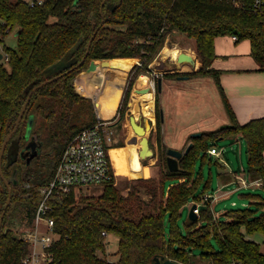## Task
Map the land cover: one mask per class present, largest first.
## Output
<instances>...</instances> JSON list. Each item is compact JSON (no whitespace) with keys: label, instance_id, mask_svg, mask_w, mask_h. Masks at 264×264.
<instances>
[{"label":"trees","instance_id":"1","mask_svg":"<svg viewBox=\"0 0 264 264\" xmlns=\"http://www.w3.org/2000/svg\"><path fill=\"white\" fill-rule=\"evenodd\" d=\"M239 1L240 6L233 5L232 0H43L34 5L28 0H0V42L9 66L0 63V145L13 129L31 89L65 72L31 94L5 148L3 176L8 180L16 170L17 181L10 183L11 199L0 228V264H22L28 245L14 234L10 222L14 218L28 224L32 221L40 198L38 187L51 179L65 144L97 121L92 100L75 91L72 79L91 60L138 58L141 65L147 66L165 34L172 30L195 40L201 62L197 72L212 75L232 126L201 130L199 136L191 133V146L178 159L176 171L166 167L158 178L136 180L147 200L137 194V187L124 196L107 183L101 195L81 205L71 197L53 203L47 215L53 218L60 234L50 247L53 264H150L154 255L181 264H196L198 260L209 264H264V253L260 251V241L264 243V116L239 123L220 84L221 70L212 66L215 38L235 35L236 41L249 40L256 70L264 71V0L259 9L251 7L253 0ZM13 29L15 49L4 45V37ZM92 35L88 54L77 65ZM155 88L158 93L157 82ZM127 95L128 91L123 104ZM155 114L159 131L161 116L157 107ZM29 116L33 119L30 138L39 147L27 163L19 151L27 143ZM238 135L246 145L248 177L260 182L263 195L246 193L248 206L230 209L220 218L213 212L211 193L196 194L194 164L199 157L203 162L208 158V150L216 140ZM111 156L116 177L117 173L131 177L125 146L111 149ZM148 168L143 166L140 177ZM168 178L174 182L166 188ZM7 197L0 176V215ZM191 198L198 204L197 218L187 217L181 234L173 224ZM109 233L118 237L115 260L105 257V237ZM211 239L217 242L216 250L210 245Z\"/></svg>","mask_w":264,"mask_h":264},{"label":"rangeland","instance_id":"2","mask_svg":"<svg viewBox=\"0 0 264 264\" xmlns=\"http://www.w3.org/2000/svg\"><path fill=\"white\" fill-rule=\"evenodd\" d=\"M16 30L13 29L4 37V45L15 49L16 47ZM164 46H176L179 52L186 51L192 52L196 58L195 52V40L185 34L172 30L165 34L164 40L160 45L155 57L147 64V66L141 65V61L137 58V62L129 69L128 75L125 77L122 83V88L119 95L118 102L113 108V117L109 118V127L112 131L111 147L120 148L125 146L127 153L133 152L129 148L135 147L137 149V155L139 151L138 139L140 135H136L129 123V115L132 114L134 107L130 105V99L134 95L135 89H140V85L137 87L138 75L145 73L148 79L154 81V105L152 109L153 119L152 128L146 131V135L150 139V147L154 150V156L151 158L140 159L142 164L140 175L142 174L143 166H149L146 173L142 177H134L133 174L138 170V166L129 164L130 176L125 173H117V177L114 175L112 181L109 183L111 187L116 188L122 195H127L131 192L133 187H137V194L143 199L147 200L148 196L144 193V188L136 184V180L142 178H158L161 171H166V149L168 147L184 150L188 143L191 142L189 135L193 132H200L201 130H209L220 127L223 124H227L229 117L224 104L220 98V94L213 81L212 75L209 73H198L201 62L196 69H181L182 66H176L174 61L167 59H161L159 53ZM0 63L6 68H9L5 53L3 51V43L0 42ZM198 59V57L196 58ZM177 73V74H174ZM189 73L187 79H178L177 75H185ZM161 79V88L159 92H156L157 79ZM78 86L75 83V91L80 95L85 96L87 89L85 86L80 85L81 93L78 90ZM134 89V90H133ZM128 91V99L123 104L124 97ZM157 93V94H156ZM92 100L94 113L96 115V108L94 105V99ZM157 98V104H156ZM156 107L162 112V119L160 121L159 131L156 128ZM139 108H137L138 110ZM158 111V109H157ZM111 115V116H112ZM97 118V117H96ZM107 119V118H105ZM144 122L146 119L143 115H139L136 118ZM124 128H127L128 133ZM128 136V137H127ZM129 147V148H127ZM214 151H218L219 155H209L208 158L202 161L201 157L197 158L194 164L195 176L198 179L196 194L211 193L212 196V209L217 217L223 218V213L230 209L243 208L250 204L249 198L245 196L246 193H254L260 196L263 195L262 188L254 183L247 174V152L244 139L239 135L232 138L225 136L214 142L211 146ZM113 159L114 167L116 164ZM119 163L122 165L121 159ZM199 173L202 175L198 177ZM233 174L238 176L239 184L233 181ZM139 175V176H140ZM227 178H231L230 181H225ZM244 179L248 186H243L240 182ZM173 179H166V188L172 184ZM225 182V183H224ZM108 185V186H109ZM107 185H91L83 186L82 192L79 194V199L76 202L81 205L84 200L92 197H98L101 195ZM194 202L192 198L187 200L185 205L180 210V215L177 217L173 224L179 233L185 232V223L191 205ZM259 213V211L257 212ZM166 231L170 229V223L168 222V215L165 218ZM28 223L14 218L10 222L12 231L19 237L21 228ZM105 247L107 255L105 257L113 260L117 258V246L118 237L113 233H109L105 237ZM210 245L213 249H217L218 245L215 239L210 240ZM99 256L101 253L97 252ZM196 264H209L205 260H198Z\"/></svg>","mask_w":264,"mask_h":264},{"label":"built area","instance_id":"3","mask_svg":"<svg viewBox=\"0 0 264 264\" xmlns=\"http://www.w3.org/2000/svg\"><path fill=\"white\" fill-rule=\"evenodd\" d=\"M30 5L40 4L43 0H28ZM233 5L240 6L239 0H232ZM253 9H259L262 0L251 2ZM232 39H237L232 35ZM196 60V58L194 57ZM154 82V81H153ZM97 121L74 134L65 144L56 163L51 179L38 187L40 198L34 210L33 219L24 225L19 237L28 245L22 264H53V254L50 247L60 238L55 230L54 220L47 213L57 200L73 198L75 203L79 199L83 186H104L112 181L114 170L110 160L112 131L109 118L99 117ZM209 155H219L212 148ZM239 184L238 176L235 177ZM248 186L244 179L240 182ZM260 184L258 180L252 181ZM198 213V204L194 209ZM104 233V232H103Z\"/></svg>","mask_w":264,"mask_h":264},{"label":"crops","instance_id":"4","mask_svg":"<svg viewBox=\"0 0 264 264\" xmlns=\"http://www.w3.org/2000/svg\"><path fill=\"white\" fill-rule=\"evenodd\" d=\"M214 48L216 57L212 62V66L221 70L219 81L237 121L244 123L252 118L263 117L264 71L256 70L257 65L250 53L249 40L236 41V39L234 40L229 36H218L214 40ZM113 115L110 117H113ZM226 121L229 123L228 120ZM129 149L133 150L134 155L133 157V155L127 153L129 164L139 167L133 176L140 177L139 172H141L142 164L138 158L139 154L137 155L135 147ZM236 176L233 175L232 177L235 182ZM230 179L227 178L225 181L229 182ZM258 185L260 186V184ZM255 239L261 240L259 236H256ZM260 251L264 253V243H261V241Z\"/></svg>","mask_w":264,"mask_h":264},{"label":"water","instance_id":"5","mask_svg":"<svg viewBox=\"0 0 264 264\" xmlns=\"http://www.w3.org/2000/svg\"><path fill=\"white\" fill-rule=\"evenodd\" d=\"M103 4V1H102ZM93 35L90 37V39L88 40L87 44H86V50L84 53V56L82 57V59L80 60V62L77 65H80L84 60L85 57L88 54L89 51V47L92 41ZM2 57V54H0V58ZM183 62L189 63V65L191 67H194L195 65V59L194 57H192L190 54H188L187 52L181 51L178 53L176 59L174 60V64L176 66H180ZM110 64V59H101V60H91L88 64V66L82 70L81 72H79L73 79H72V83L75 87V81L78 77L82 76V75H91L94 72H96L97 70H99L101 67H105V66H109ZM118 68V67H116ZM124 74L125 77L128 75L129 70L126 69H122L120 68ZM65 72L60 73V75H54L40 83H38L37 85H35L31 91L28 93L24 103L22 104L21 110L15 120V125L13 127V129H11L3 138L2 143L0 145V176L4 179V182L6 184L7 187V191H8V197L6 200V203L4 205V209L3 212L0 215V228L2 225V219H3V214L5 211V208L8 206V204L10 203V199H11V187H10V183L15 184L16 183V174L17 171L13 170V173L11 175V177L7 180L4 178L3 173H2V158L5 152V148L7 146V143L10 139V137L12 136V133L15 131V129L17 128V126L19 125L21 118L23 116V113L26 109L27 106V102L31 96V94L36 91L37 89H39L41 86L55 80L58 78V76H62L64 75ZM189 76L187 74L185 75H177L178 79H187ZM157 88L158 90H160L161 88V79L158 78L157 79ZM149 90V87H143L140 89H135L136 92H146ZM95 105V103H94ZM160 116L162 119V112L160 110ZM32 116H29L28 121H27V126H26V132H25V138L27 139V143L25 145V147L23 149H21L19 151V156L21 158H25L26 162L28 163L30 161L31 158H33L36 154H37V148L39 147V144L36 143V141L33 138H30V132H31V126H32ZM129 123L133 129V131L135 132L136 135H140V138L138 139V143H139V157L140 159H146L149 157L154 156V150L150 147L149 145V137L146 135V131L150 130L152 128V122L150 120H144V122L137 120L134 115L130 114L129 115ZM228 126H232V124H223L220 127H228ZM201 133L200 132H193L192 136H199ZM191 146V142L188 143V145L186 146V148L182 151L176 148H172V147H168L166 149V164L167 167L170 171H176L178 169V159L182 156V154L186 153L188 151V149ZM196 208V203H193L189 209L188 212V219L190 220H195L197 218V213L194 211V209ZM150 264H181L177 261H174L170 258H166L163 255H154L153 257V261ZM194 264V263H192Z\"/></svg>","mask_w":264,"mask_h":264},{"label":"bare ground","instance_id":"6","mask_svg":"<svg viewBox=\"0 0 264 264\" xmlns=\"http://www.w3.org/2000/svg\"><path fill=\"white\" fill-rule=\"evenodd\" d=\"M178 53L179 49L176 46L168 47L163 45L158 55L161 59L169 58L170 60L174 61ZM188 54H190L192 57H195L191 51L188 52ZM136 62V58L110 59L111 65L101 67L91 75H82L76 79L75 83L76 85H79L78 90L81 93L84 92L80 90V85L82 87L85 86L90 91L92 89V91L90 93L88 92L85 96H90L94 99L96 112L99 117L111 118L110 116L113 113L114 105L119 100L122 83L125 79V74L120 68L129 70ZM199 62V59H196L194 67H191L189 63L186 62H183L180 66L184 65L183 68L181 67V69H189L190 67V70H193L198 68L200 64ZM137 79L139 81L137 83V87L141 83L139 87H149V90L146 92H134V95L129 101L130 105L134 107L132 110V115H134L135 118H137L139 115H143L146 119L151 121L153 119L152 109L154 105V82L153 80L148 79L145 73L139 74ZM137 108L139 109L137 110ZM124 129L128 133L129 130L127 128ZM111 149H113V147H110L109 149L110 160L113 167ZM129 154L133 155V152H129ZM114 175L116 176L115 170Z\"/></svg>","mask_w":264,"mask_h":264}]
</instances>
